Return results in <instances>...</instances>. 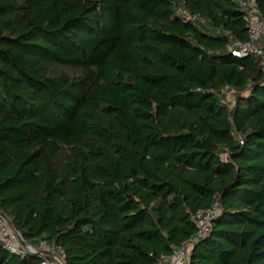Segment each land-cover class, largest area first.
<instances>
[{
    "label": "trees",
    "instance_id": "trees-1",
    "mask_svg": "<svg viewBox=\"0 0 264 264\" xmlns=\"http://www.w3.org/2000/svg\"><path fill=\"white\" fill-rule=\"evenodd\" d=\"M230 36H249L231 0H0V211L28 243L264 264V68ZM44 257L0 243V264Z\"/></svg>",
    "mask_w": 264,
    "mask_h": 264
},
{
    "label": "built area",
    "instance_id": "built-area-1",
    "mask_svg": "<svg viewBox=\"0 0 264 264\" xmlns=\"http://www.w3.org/2000/svg\"><path fill=\"white\" fill-rule=\"evenodd\" d=\"M238 3L244 12V17L248 26V39L241 40L230 36L229 49L234 55L249 56L255 55L260 58L264 68V20L257 6L256 0H231ZM217 204L212 209L200 210L193 215V219L198 227V236L201 237L211 224L212 216L218 212ZM0 243L13 252H31L45 256L41 264H63V249L48 245L46 250L54 253L53 256L44 254L36 250L33 246H24L19 235L0 216ZM190 243L181 246H173L172 252L163 257L158 264H189Z\"/></svg>",
    "mask_w": 264,
    "mask_h": 264
},
{
    "label": "water",
    "instance_id": "water-1",
    "mask_svg": "<svg viewBox=\"0 0 264 264\" xmlns=\"http://www.w3.org/2000/svg\"><path fill=\"white\" fill-rule=\"evenodd\" d=\"M0 216L4 219V221L10 226V228L19 235L22 243L24 246H32L30 243H28L24 236L20 233V231L17 229L16 225L14 224V222L6 215L4 214L3 212L0 211ZM40 252L44 253V254H47V255H50V256H53L54 253L51 252V251H48V250H40ZM62 262L63 264H65L64 262V259H62Z\"/></svg>",
    "mask_w": 264,
    "mask_h": 264
},
{
    "label": "rangeland",
    "instance_id": "rangeland-1",
    "mask_svg": "<svg viewBox=\"0 0 264 264\" xmlns=\"http://www.w3.org/2000/svg\"><path fill=\"white\" fill-rule=\"evenodd\" d=\"M196 22H198L199 24H202L201 21L196 20ZM234 92L232 90H225V97H226V101L231 104L234 105L235 103V96H234ZM34 247V246H33ZM36 250H46L48 248V245L46 243H43L42 246L40 248L34 247Z\"/></svg>",
    "mask_w": 264,
    "mask_h": 264
}]
</instances>
